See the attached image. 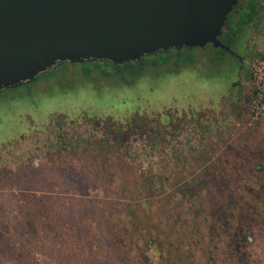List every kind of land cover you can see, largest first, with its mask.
Masks as SVG:
<instances>
[{
    "label": "rangeland",
    "instance_id": "374dc122",
    "mask_svg": "<svg viewBox=\"0 0 264 264\" xmlns=\"http://www.w3.org/2000/svg\"><path fill=\"white\" fill-rule=\"evenodd\" d=\"M247 43L249 49L240 79L233 77L235 60L210 62L213 50L205 45L188 48L183 55L189 56L193 64H184L174 71L168 66L160 67L151 71L156 75L147 70L130 86L116 83V78L93 84L81 75V66L60 65L30 85L0 94V147L3 146L0 149V264H101L104 261L103 247L86 251L75 241L81 231L78 217L88 214L86 202L99 190L83 187L75 190L72 184L85 174L79 156L81 149L87 141L89 148H95L99 139L103 140L101 144L129 150V161L140 169L141 175L154 171L150 169L158 163L163 169L161 173L170 176L163 190L151 193L156 195L153 200L160 202L162 214L148 223L149 264H166L170 226L166 213L170 204L164 198L169 184L174 189L170 194L190 204L196 195L204 192L202 179L212 176L213 181L207 184L210 189L216 182L225 188L228 183L237 182L234 173L244 180L240 185L246 183L247 188H240L242 194L261 197L260 220L249 250L251 256H262L264 108L254 115L252 105L256 103L252 97L257 86L264 85V63L256 56L264 53V1L256 24L249 30ZM149 60L146 58L145 62ZM226 64L228 67L224 68ZM235 79L240 80L234 91L237 99L230 97L226 89L229 81ZM148 86L151 90H147ZM63 87L69 88L60 91ZM174 90L177 97L173 96ZM256 100L261 101L258 96ZM160 111L166 117L161 121L159 133H150L149 125L125 138L113 134L103 139L100 132V125L109 126L108 120L106 123L102 120L110 116L124 120L135 112L155 116ZM59 114H64L65 119H57ZM83 117L88 120L84 122ZM98 118L102 119L101 123L93 122ZM13 133L16 135L9 143L18 140L14 148L13 143L6 142ZM216 172L221 174L219 178ZM20 183L23 189H18ZM28 193L40 197L45 214L51 207L58 216L57 225L40 222L15 232L13 224L18 218L21 194ZM146 193L144 189L140 195ZM64 200L71 203L60 207ZM132 212L140 214L136 209ZM31 215L34 214H27ZM38 216L39 213L35 221ZM62 226L64 229L60 231ZM55 231L59 235L52 233Z\"/></svg>",
    "mask_w": 264,
    "mask_h": 264
},
{
    "label": "trees",
    "instance_id": "16d2710c",
    "mask_svg": "<svg viewBox=\"0 0 264 264\" xmlns=\"http://www.w3.org/2000/svg\"><path fill=\"white\" fill-rule=\"evenodd\" d=\"M236 5L227 14L218 39L239 53L248 28L259 16V0H238ZM210 49L213 50L210 62L224 61L226 56L231 58L219 48ZM187 51L188 48H181L180 51L168 49L121 65L102 61L66 62L60 65L81 66V75L93 84L99 80L107 82L116 78V83L130 86L136 79L145 75L147 70H150L151 75H156L151 71L160 67L168 66L169 70L174 71L184 64H193L194 61L189 56H183ZM256 56L264 60V53H257ZM146 58L150 60L145 62ZM42 75L29 83L4 89L0 94L30 85ZM113 85H116L115 82ZM68 88H60V91H66ZM135 113L128 118L131 122H135L137 118ZM57 116V119H62L61 114ZM118 126L116 124L114 128L117 129ZM100 141L103 142L99 139L95 148H89L87 141L79 154L83 159L82 168H85V174L83 173V178L73 181L75 190L82 187L92 188L98 189L99 193L86 202L88 214L78 217V229L81 231L74 240L82 244L86 251L103 247L104 261L101 264H149L146 242L149 235L148 223L162 214L159 212L160 202L153 200L156 195L151 193L163 190L170 176L161 173L163 169L158 163L150 169L154 171H149L148 175L142 172L141 175L140 169L129 161V150H121L117 145L101 144ZM170 173L172 174V171ZM215 175L219 178L221 174L216 172ZM233 176L237 182L228 183L225 188L216 182L210 189L207 184L213 181L212 176L202 179L204 192L196 195L190 204L182 202L176 194H170L174 189L172 184L168 183L170 186L164 198V202L170 204L166 213L170 222L166 264H264V253L262 256H251L249 250L255 237L257 221L260 220L258 210L261 197H256L254 193L242 194L240 188H247L246 183L240 185L242 178L239 180L237 173ZM54 186L52 185V188ZM18 189H23L22 183ZM144 189L148 194L140 195ZM54 199L52 197V200ZM20 200L22 203L18 211L19 219L13 224L15 232H22L40 222L57 225L58 216L51 207L47 214L44 213V206L40 203L38 195L21 194ZM70 203L71 201L64 200L59 206ZM132 209L138 210L140 214L136 215ZM29 212L34 215L27 216ZM38 213V220L35 221ZM176 223L179 226H176ZM63 229L62 226L60 231ZM52 233L59 235L57 231Z\"/></svg>",
    "mask_w": 264,
    "mask_h": 264
},
{
    "label": "water",
    "instance_id": "95a60500",
    "mask_svg": "<svg viewBox=\"0 0 264 264\" xmlns=\"http://www.w3.org/2000/svg\"><path fill=\"white\" fill-rule=\"evenodd\" d=\"M236 3L0 0V91L66 62L115 65L168 49L223 48L218 36Z\"/></svg>",
    "mask_w": 264,
    "mask_h": 264
},
{
    "label": "flooded vegetation",
    "instance_id": "af4514ba",
    "mask_svg": "<svg viewBox=\"0 0 264 264\" xmlns=\"http://www.w3.org/2000/svg\"><path fill=\"white\" fill-rule=\"evenodd\" d=\"M238 1V0H237ZM264 0H259V13H260V8H261V4H262V2H263ZM237 4V3H236ZM235 4V6H237ZM235 6H233V8L235 7ZM232 8V9H233ZM232 9H231V11H232ZM257 20H258V17H257V19L255 20V22L248 28V30H247V32H246V34H245V36H244V42H243V45H242V47L240 48V51H239V53H237L235 50H232L229 46H226V45H224V44H222L221 42V44L224 46L223 48H220V47H212L209 43H207V44H205V45H209L210 47H212V48H214V49H221L222 51H225L228 55H230L231 56V60H235V62H236V66H235V70L233 71V77H238L239 79H240V77H241V73L244 71V69H245V62H246V59H247V51H248V47H249V45H248V43H247V35H248V33H249V30H250V28L253 26V25H255L256 24V22H257ZM226 22V21H225ZM204 45V46H205ZM203 46V47H204ZM225 47H228V48H225ZM175 50V49H174ZM166 51V50H165ZM176 51H180V49L179 50H176ZM151 55V54H150ZM147 56V55H146ZM145 56H143V57H140L139 59H137V60H133V61H139V60H141V59H143ZM226 59H229V57H227L226 56ZM103 62V61H102ZM130 62V61H129ZM105 63H108V62H105ZM115 65H121V64H115ZM225 67H228L227 66V64L224 66V68ZM232 77V78H233ZM230 80L229 81V83H228V86L226 87V89H227V92L229 93V95H230V97H233L234 99H237V97H236V95L234 94V91L236 90V88H237V86L239 85V82H240V80ZM213 83V82H212ZM147 90H151L150 89V86H148V88H147ZM194 90H196V89H194ZM1 92V91H0ZM175 93V90H174V92H173V94ZM174 97H177V95H176V93L173 95ZM164 98V97H163ZM187 109H189V108H187ZM184 110V109H183ZM179 112V111H178ZM184 112L186 113V110H184ZM156 114L158 115H155V116H151V115H147V113L145 114V113H143V115H141L140 113H135V115L137 116V118H136V120H135V122H131V119H124V120H116V119H111L110 117H108L107 119L105 118V119H101V118H98V119H96L97 121H93V122H98V123H101V120H102V122L104 121L105 123H106V120H108V122H109V126H106V125H100L101 126V130H100V132L102 133V136H104V138L103 139H107V138H109L110 136L111 137H113V134H119V135H121V136H123L124 135V138L127 136V137H129V135H131L132 133H134V132H137L138 131V129H140V130H142V128L143 127H145L144 125H149L150 127H149V129L148 130H150V133H152V132H154V131H156V132H160L161 131V125H162V120H163V118H165L166 117V115L163 113V112H156ZM61 116H62V118H63V120L65 119V115L64 114H61ZM84 118V122L86 121V120H88V118L87 117H83ZM171 118V117H170ZM62 120V119H61ZM49 121H51V120H49ZM157 122H159V124H156ZM119 125L118 126V128L117 129H115L114 127H115V125ZM151 124H153V125H155L156 127L155 128H153L152 127V125ZM159 125V126H158ZM151 128H152V130H151ZM159 128V129H158ZM152 131V132H151ZM12 135V138L11 137H8V141H6L7 142V144L9 143V140H12L13 139V137L16 135V134H11ZM11 138V139H10ZM13 143V148L15 147V144H17L18 143V140L17 141H12V142H10L8 145H11ZM2 147L3 146H1L0 147V149H2Z\"/></svg>",
    "mask_w": 264,
    "mask_h": 264
},
{
    "label": "built area",
    "instance_id": "2783aa9c",
    "mask_svg": "<svg viewBox=\"0 0 264 264\" xmlns=\"http://www.w3.org/2000/svg\"><path fill=\"white\" fill-rule=\"evenodd\" d=\"M260 62L264 63V60L260 59ZM258 96V99H261V101L258 103L256 100V97ZM253 101L256 103L252 105V113L254 115L257 114L259 108L263 109L264 108V85L257 86L256 90L253 91Z\"/></svg>",
    "mask_w": 264,
    "mask_h": 264
}]
</instances>
